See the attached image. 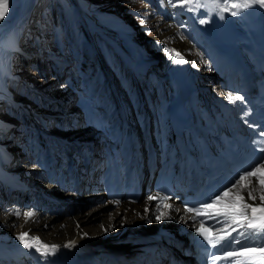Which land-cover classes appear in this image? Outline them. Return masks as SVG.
I'll return each instance as SVG.
<instances>
[{
  "label": "rangeland",
  "instance_id": "374dc122",
  "mask_svg": "<svg viewBox=\"0 0 264 264\" xmlns=\"http://www.w3.org/2000/svg\"><path fill=\"white\" fill-rule=\"evenodd\" d=\"M159 3L169 7L172 13L179 10V7H172L169 0H28L17 16L15 25L8 31L19 28L15 32V43L9 49H0V79H4L5 93H8L0 99V167L15 157L13 168H4L8 167L9 175L17 176L24 187L21 188L19 183L6 182L8 178L3 177L2 184L5 186L0 184V220L5 229H9L7 215L16 209L22 213L37 211L36 214L51 225L46 231H51L53 226L63 229L77 224L84 212L104 202L105 199L97 195L92 197L87 194L88 191H95V183L89 188L80 186L79 191L73 188V184L67 181L72 177L68 167L74 157L71 168L78 167L79 178H92L97 172V162L91 160L87 168L79 169L84 168L81 164L85 162V153L82 161V155L77 153L76 148L81 152V149L86 151L89 148L83 144L92 148H95L94 142L106 145V109L113 101L108 85L116 88L115 94L119 92L125 99L135 120L141 118L144 109H147V121L154 103L161 101L158 92L160 84L157 82L153 83L152 101L149 102L146 89L143 90L145 96L141 97L138 83L125 60L126 44H139L147 55L155 49L152 38L159 34L164 24V21L158 22L156 16L153 17ZM141 19L146 22L141 23ZM168 25L180 38L188 40L179 27L170 22ZM183 33L186 31L183 30ZM174 39L166 38V45L177 47L179 43ZM184 51L193 60L196 59L193 46ZM159 67L158 64L152 70ZM157 70L159 74L161 70ZM148 71L143 72L144 75L150 74ZM162 116H166L165 111ZM98 118L97 124L103 130L93 126V119ZM94 124L97 125L95 121ZM140 144L144 149L142 139ZM97 148L87 151V155L102 161ZM65 150L69 153L66 154ZM60 153L62 158L59 159ZM62 159H67L65 164L68 167L65 166L61 172L55 167L61 166ZM53 160L58 165H52L55 163ZM39 170L41 177L36 179L34 173ZM59 172L62 175L58 176ZM99 172L104 173L102 164ZM25 173L29 174L27 180L22 176ZM57 177L66 181L56 183ZM33 180H40L43 190L30 196L28 191L34 187L31 185L35 184ZM53 185L62 186L60 197L50 194L52 188L47 190ZM3 187H12V190L6 193ZM40 198L44 203H39ZM48 200H52L55 206L49 207ZM104 212L106 215L101 217V221L93 223V230L104 227V221L111 220L112 207ZM22 219L26 218L23 216Z\"/></svg>",
  "mask_w": 264,
  "mask_h": 264
},
{
  "label": "bare ground",
  "instance_id": "6f19581e",
  "mask_svg": "<svg viewBox=\"0 0 264 264\" xmlns=\"http://www.w3.org/2000/svg\"><path fill=\"white\" fill-rule=\"evenodd\" d=\"M27 3L28 0H10L9 14L3 21H0V49H9L13 43H15V32H18L19 28L12 30V32L8 31H10L12 26L15 25L17 16L21 13ZM230 15V13H224V18L227 19ZM168 24L169 22L167 23L165 20L162 30L157 36L152 38V44L155 49L150 55H147L145 49L143 50L137 43H130L131 45L126 44L125 50L127 56H125V60L130 64L133 71L139 73L146 67L151 69L155 68L158 64L160 65L162 59L169 56L167 52H171L174 49L177 52L188 56L191 62H195V67L197 70H200L202 75L209 73L204 69L200 53L196 51L197 54L195 60L197 61V64L196 61L184 51L189 50L190 46H195L188 40L180 38L178 33H176V31ZM166 38H175L179 43H176L178 46H167ZM3 80L0 79V99L8 94L7 92V94L5 93L4 86L6 84L4 85ZM173 82L176 84V81ZM114 89L116 90V88ZM115 90L112 94L121 99L120 108H115L111 102L106 109L108 112V118H106V127L108 126L107 141L111 144V149L110 159L107 155L106 160V175L102 179L103 193L101 194L103 197L99 195L103 200L105 199L104 202L101 204H95L88 211L86 210L87 212H84V215L82 214L81 216V220L77 222L78 225L75 224L63 229L55 228L53 226L51 231H46L50 228V223L44 221V218L42 219V217H39L37 214L32 219L24 220L22 219L23 216L22 218L20 216H15L14 211L9 212L7 215L9 229H5L4 224L0 220V258L3 260L0 264H8L7 262L9 261H13L11 264H147V262L151 264L149 259L157 264L158 259L165 251L173 250L170 241L172 240L175 243H177V241L176 238L170 239L168 237L167 230H169L171 234L176 233V231L179 230L180 222L186 217V215L181 216L180 213L175 210V205L173 206L174 209L170 213L169 218L158 221L155 219V216L158 211L159 202L148 200V197L152 196L151 192L147 193L142 199H139L137 203H127L121 200L119 201V204H117V200L114 198L119 192L118 180L122 179L123 175L121 173H123V171L128 173L130 166H132L133 163L140 164L143 161L146 162V158H149L153 152L156 154V148L162 147L168 152L167 147H169L168 144L171 142L169 133H166V135L158 133V137L154 138L155 140L152 138L149 139V137L144 141L142 140L144 144L143 149V145L140 144L141 138H139L140 134L138 133V130H144L145 128L142 123L138 125L131 119L129 121V106L125 102V99L123 100V97H121L119 92L115 94ZM166 99H168V96L165 100ZM196 99L195 93L191 95L189 99L188 105L191 106V112H194L193 108ZM17 105L20 108L22 107L20 104ZM165 109H167V107H165ZM165 109L163 111H165ZM121 110L125 115V119L121 115ZM191 112L189 111L192 115ZM166 116L168 117V114H166ZM166 116L161 118L160 121H163L164 119L166 121ZM160 124L162 123L160 122ZM144 150H146V152ZM143 151L144 153H142ZM15 162L16 159L14 157L7 162L8 165L5 163L4 166L13 168ZM1 166L4 167L3 165ZM2 167H0V184H2L4 179ZM5 168L8 169V167ZM143 173L147 179L148 174L145 169H143ZM28 175V173H25L24 175L22 174L23 179L27 180ZM34 175L36 179L37 177H41V170H39L38 173H34ZM6 182L10 181L6 180ZM32 183H35L31 184L34 187H30L32 190H29L28 192H30V196H35L43 190V185L40 180H33ZM94 186H98L96 182ZM51 188L52 191L50 194L52 196H61L62 186L53 185L48 187L47 190H50ZM149 190L151 189L149 188ZM41 202L44 203L40 198L39 203L41 204ZM46 202L49 204V207L55 206L52 200ZM109 207H112L113 209L111 220L104 221V227L93 230L95 226L94 222L98 221L99 223L101 217L106 215L104 210ZM33 211L35 213L37 212L35 210ZM175 218H179V220L176 224H173ZM22 231H29L31 236H38L43 242L61 245V247L54 256H50L47 260H43L35 249H25L16 239L17 235ZM69 241H74V246L63 247V245L68 244Z\"/></svg>",
  "mask_w": 264,
  "mask_h": 264
},
{
  "label": "snow or ice",
  "instance_id": "6c2138e0",
  "mask_svg": "<svg viewBox=\"0 0 264 264\" xmlns=\"http://www.w3.org/2000/svg\"><path fill=\"white\" fill-rule=\"evenodd\" d=\"M171 6L183 8L189 12H196L201 8L209 9L206 15L215 12L221 19L224 13L232 16L239 15L242 10L254 6L264 9V0H169ZM10 11V0H0V21H3ZM145 23V19H141ZM207 19H200V24H206ZM170 58L175 56L177 63H188L180 52L172 50L167 52ZM195 67V62H192ZM230 103L244 101L241 95H234L232 91L222 93ZM250 109L243 113L246 118ZM248 123L247 119L244 121ZM259 127L258 125H250ZM258 136L261 139L254 141L257 150L264 153V131ZM168 196H149V201H158L156 220L170 217L173 205L168 201ZM119 204V201H116ZM179 211V209H175ZM185 211L190 213V219L199 221L196 232L203 238L207 246L213 249L224 248L222 255H211L212 264L217 261H228L229 264H264V155L253 160L246 168L242 169L237 177L224 185L222 190L210 195L206 201L189 207ZM14 215H23L26 220L32 219L34 211L21 212L14 210ZM206 220L214 221L213 227H207ZM215 228V231H213ZM235 234V235H234ZM16 239L25 249H35L43 260L54 256L61 245L48 244L37 236H31L29 231L20 232ZM74 241H69L63 247L74 246ZM231 249V250H228Z\"/></svg>",
  "mask_w": 264,
  "mask_h": 264
}]
</instances>
